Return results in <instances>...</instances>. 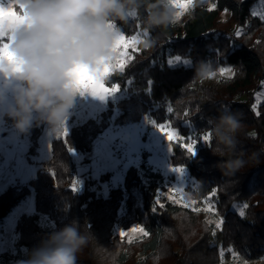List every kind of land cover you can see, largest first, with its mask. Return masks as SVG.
Instances as JSON below:
<instances>
[{"label": "trees", "instance_id": "16d2710c", "mask_svg": "<svg viewBox=\"0 0 264 264\" xmlns=\"http://www.w3.org/2000/svg\"><path fill=\"white\" fill-rule=\"evenodd\" d=\"M214 1L218 5L214 9L197 5L180 22L153 30L155 47L144 50L139 44L141 51L126 70L112 73L105 82L108 86L119 82L121 91L108 100L100 118L71 126L67 143L53 139L51 156L35 177L0 193V230L15 208L31 197L35 202V212L17 220V253L0 254L5 261L25 259L24 250L38 245L47 233L78 220L81 230L91 234L78 264H264V102L253 107L264 82V22L260 19L264 15L254 10L261 0ZM224 12L231 13V18L224 20ZM117 24L128 35L136 32L137 24L143 28L140 17ZM175 56L190 64L170 67L167 61ZM202 59L213 65L215 73L231 68L234 75L195 78L192 66ZM169 107L173 112L167 111ZM225 109L243 114L238 151L245 153V159L253 153L258 157L231 177L222 176L216 167L220 158L211 150L215 140L202 139L211 118ZM73 119L71 115L69 121ZM153 119L170 121L180 134L197 139L195 156L174 143L169 160L174 167L184 166L198 182V188L191 190L198 206L209 198L215 203L219 228L205 212L173 203L161 194V175L150 166L143 165L144 171L131 167L124 184L104 194L91 168L86 171L78 163L77 153L87 155L109 129L129 124L152 127L148 121ZM45 127L36 125L28 132V153H37ZM74 180L80 182L75 193L70 190ZM157 194L165 207L153 211ZM134 225L144 227L149 235L127 241L115 231Z\"/></svg>", "mask_w": 264, "mask_h": 264}, {"label": "clouds", "instance_id": "9594fccd", "mask_svg": "<svg viewBox=\"0 0 264 264\" xmlns=\"http://www.w3.org/2000/svg\"><path fill=\"white\" fill-rule=\"evenodd\" d=\"M19 2L25 5L27 17L22 23L9 25L0 14V28L7 33L5 39L13 54L12 58H0V120L21 135L41 124L52 133L63 129L77 99L85 94L78 90L83 82L77 80L76 70L93 77L114 63V45L122 34L119 27H113L118 21L127 23L130 17H140L144 31L140 44L148 50L156 44L153 30L166 29L182 18L173 0ZM192 68L195 78L208 79L215 72L205 59ZM242 118V113L225 109L210 120L209 132L216 142L211 150L220 158L216 167L224 177L235 176L258 159L255 153L245 159V153L237 149ZM90 239L79 221L72 220L47 233L17 264H78Z\"/></svg>", "mask_w": 264, "mask_h": 264}, {"label": "rangeland", "instance_id": "374dc122", "mask_svg": "<svg viewBox=\"0 0 264 264\" xmlns=\"http://www.w3.org/2000/svg\"><path fill=\"white\" fill-rule=\"evenodd\" d=\"M3 2L7 4V0H3ZM213 4H215L214 0H195L194 5L182 15L179 22L197 5L213 9ZM254 10L255 13L264 15V0L259 1ZM230 18L231 13H223L224 20ZM137 25L136 31L138 30ZM230 35L233 36V34ZM141 39H143V35ZM216 74L219 75V70L216 71ZM112 97L108 96L101 100L98 96H92L88 93L79 97L72 110L73 121L70 122L68 120L66 122L69 131L71 126L83 123L88 119L95 118L98 120L102 111H105L108 107V100L112 99ZM255 98V107L264 102V82L262 83V90L255 95ZM59 133H52L46 126L39 139L40 145L37 153L32 155L28 153L30 147L29 134H18L10 123L0 120V193L11 185L27 184L35 177L36 171L42 162L47 161L51 156V148H48V144H51L53 139H58ZM170 155L171 152L169 151L166 137L155 126L147 127L146 125L129 124L121 128L109 129L103 136L94 141L91 152L87 153V155L77 153V158L78 163H82L81 166H84L86 171L91 168V176L93 178L101 180L100 187L104 194H107L111 188L123 185L126 174L131 167L144 171L143 165L150 166L153 171L161 175V194L166 198L174 196L175 200L179 202L169 199L171 202L181 206L187 204L189 209H199L205 212L213 223H220V216L212 199L205 200L201 206H198L197 201L193 199L191 190H195L199 186L195 178L186 169L183 176L171 170L174 166L170 163ZM83 160H90V163L83 162ZM105 174H108L109 177L104 178V180L100 179ZM208 205L213 206L211 210L208 209ZM33 212H35V202L34 197H31L15 208L5 219L4 225L0 230V254L15 255L17 253L15 246L17 220L23 214ZM137 226L140 225H134L127 230L117 227L115 231L119 235V231L124 230L126 236L123 239L132 241L143 236L140 233H132L130 231ZM18 261L10 260L7 262L0 255V264H17Z\"/></svg>", "mask_w": 264, "mask_h": 264}, {"label": "snow or ice", "instance_id": "6c2138e0", "mask_svg": "<svg viewBox=\"0 0 264 264\" xmlns=\"http://www.w3.org/2000/svg\"><path fill=\"white\" fill-rule=\"evenodd\" d=\"M195 0H173L174 6H176L178 9H180L179 15L182 16L186 12H188L189 8L194 5ZM241 3H243V0H241ZM7 5V6H6ZM218 5L213 4L212 8H216ZM19 9V10H17ZM211 10V9H210ZM0 14H3L5 23L15 26L20 23H22L27 17L25 14V5L20 3L19 0H7V4L3 2V0H0ZM253 16H255V13H252ZM261 22H264V16L260 17ZM113 27H119L118 24L113 25ZM120 32L122 33L116 38V43L114 45V50L117 53V56L115 58L114 63L105 65L103 69L100 70L99 74L93 77H89L86 75L82 69H77V80L80 82H83L78 86V90L82 93H88L92 96H98L99 99L104 100L108 96H115L118 92L121 91V86L119 82H112L110 86L106 85L104 81L105 76H110L115 71H119L120 73H123L126 70V67L128 66L130 61H134L135 53H139L141 49L137 46L140 43L141 36L144 35V31L141 25H137V31L135 34L128 35L126 34L120 27ZM237 35H240L241 33L237 31ZM7 33L3 31L2 28H0V58H12L13 54L9 50V43L6 42ZM131 50V51H130ZM168 65L174 66L175 64L183 63L184 65H189L190 61L187 59H183L180 56L170 57L167 61ZM16 71H19L17 68ZM216 73H212V77H214ZM219 75L220 76H229L234 75L233 70L231 68H220L219 69ZM149 86L153 84V81H148ZM149 92L151 91V87H149ZM255 108V106H253ZM169 113L173 112V108L169 107L167 109ZM185 115H188V112H185ZM256 115L259 116L260 113L256 112ZM147 119V117L145 118ZM150 124L154 125L160 133L163 134L164 137H166L168 141V148L170 152H173V144H177V146L181 147L182 149L186 150V152L190 155V157L195 156L196 154V145H197V139L193 138L192 136L185 137L182 134H180L175 128L171 127V122H165V123H158L157 121L149 120ZM211 124V121L208 122ZM69 134V128L68 125L65 124L63 129L60 131L58 139H61L64 143H67V137ZM255 135V133L251 134ZM202 139L204 142H208L212 139L211 133L206 132L202 134ZM48 148H51V144H48ZM70 153L73 152V149L71 147H68L67 149ZM172 171H175L180 176L184 175L185 167L184 166H178L173 167L171 169ZM80 189V182L79 180H74L70 186V190L72 192H77ZM214 194V193H213ZM168 199H172L174 202L176 201L174 196H169ZM195 203V201H193ZM184 207H188L187 204L183 205ZM164 208L165 205L161 202L159 194H157V197L155 199L154 205H153V211H157V208ZM212 205H208V209H212ZM245 208L249 207L248 204L244 205ZM194 211H199V209H194ZM240 215H244L243 212L240 213ZM221 224H216V227L219 228ZM132 233H140L143 236H148L149 232L141 226L134 227L130 230ZM119 236L121 238L126 236V232L124 230L119 231Z\"/></svg>", "mask_w": 264, "mask_h": 264}]
</instances>
